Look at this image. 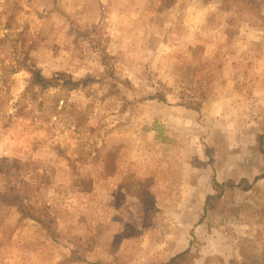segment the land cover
Returning <instances> with one entry per match:
<instances>
[{
    "label": "rangeland",
    "instance_id": "obj_1",
    "mask_svg": "<svg viewBox=\"0 0 264 264\" xmlns=\"http://www.w3.org/2000/svg\"><path fill=\"white\" fill-rule=\"evenodd\" d=\"M254 5L0 0V264H264Z\"/></svg>",
    "mask_w": 264,
    "mask_h": 264
},
{
    "label": "trees",
    "instance_id": "obj_2",
    "mask_svg": "<svg viewBox=\"0 0 264 264\" xmlns=\"http://www.w3.org/2000/svg\"><path fill=\"white\" fill-rule=\"evenodd\" d=\"M229 1V0H225ZM233 3L242 5L246 7L247 9H250L256 14H259V8L258 6H255V0H232ZM33 78V83L40 85L43 88H46L48 86L57 85L59 79L62 77L63 74L56 73L53 77H46L40 69L31 67L30 68ZM67 83H72V85H76V82H73V80H66ZM76 83V84H75ZM156 98L159 100H164L165 96L162 94L156 95ZM189 107L198 108V104L189 103ZM257 142H258V148L259 150L264 153V133H261L257 136ZM264 177V174L258 175L255 177V180ZM236 184L234 182L225 181V182H215V188L216 193L215 194H209L206 197L205 203H204V214L215 207V204L217 200H219L222 197L223 191L225 188H231L234 187ZM247 188V187H246ZM0 197L2 201L5 202V204L14 205L18 208L19 212L23 215L25 218H31L33 220H36L39 222L42 226L46 228L47 231L54 234L53 228L51 227L48 220L43 219L41 216H37L34 212H31L27 210V208L24 206L23 202L21 200H18L17 196L14 195L12 198H8V196L0 194ZM193 258V254L190 250V248L172 256L165 264H187L191 259Z\"/></svg>",
    "mask_w": 264,
    "mask_h": 264
}]
</instances>
